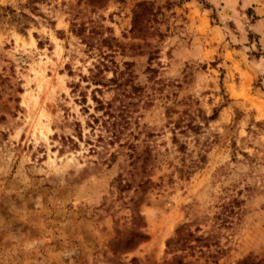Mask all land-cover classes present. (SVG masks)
I'll return each instance as SVG.
<instances>
[{
  "label": "rangeland",
  "instance_id": "obj_1",
  "mask_svg": "<svg viewBox=\"0 0 264 264\" xmlns=\"http://www.w3.org/2000/svg\"><path fill=\"white\" fill-rule=\"evenodd\" d=\"M0 264H264V0H0Z\"/></svg>",
  "mask_w": 264,
  "mask_h": 264
},
{
  "label": "trees",
  "instance_id": "obj_2",
  "mask_svg": "<svg viewBox=\"0 0 264 264\" xmlns=\"http://www.w3.org/2000/svg\"><path fill=\"white\" fill-rule=\"evenodd\" d=\"M138 10L135 14L134 17V28H136V25L138 24V20L143 12V14L149 13L151 11L150 5L146 2L139 4L138 6ZM80 34L83 32L82 29H79ZM104 67H107L106 64H102ZM127 66H129V64H126ZM130 70V68H128ZM116 77L112 78L111 80H109V82H111L112 84H114L116 86V89L120 90L122 89L123 84H119V80H120V76L121 74L124 75V72H115ZM118 75V76H117ZM98 83V82H97ZM103 83V84H101ZM106 82H100V85L102 86H107V84H104ZM134 90H136V87H134ZM94 101L97 103V107H96V111H101L103 112V116L107 117L109 121H114L113 125H115L116 123H119L120 120L123 119L122 115L120 116V114H118L116 112V110H114V105L113 103H104L103 101L99 100L98 98L94 97ZM95 121L98 122V119L95 118ZM199 129V128H196ZM146 239L145 235L141 234V233H133L131 235V237L129 239H127L126 243H125V247L127 249H134L140 242L144 241Z\"/></svg>",
  "mask_w": 264,
  "mask_h": 264
}]
</instances>
